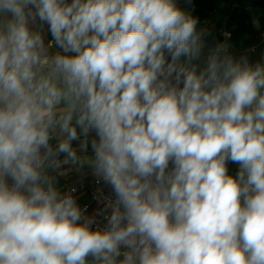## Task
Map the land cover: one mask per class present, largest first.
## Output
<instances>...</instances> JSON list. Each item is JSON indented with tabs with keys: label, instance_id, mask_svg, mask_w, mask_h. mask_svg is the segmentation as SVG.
<instances>
[{
	"label": "clouds",
	"instance_id": "clouds-1",
	"mask_svg": "<svg viewBox=\"0 0 264 264\" xmlns=\"http://www.w3.org/2000/svg\"><path fill=\"white\" fill-rule=\"evenodd\" d=\"M197 24L175 0H0V264H264V61L201 66ZM84 165L103 227L57 187Z\"/></svg>",
	"mask_w": 264,
	"mask_h": 264
},
{
	"label": "rangeland",
	"instance_id": "rangeland-1",
	"mask_svg": "<svg viewBox=\"0 0 264 264\" xmlns=\"http://www.w3.org/2000/svg\"><path fill=\"white\" fill-rule=\"evenodd\" d=\"M258 1L260 5L250 4L251 6L245 9H239L235 16L230 17L231 19H227L226 15V20L224 23L222 21L220 32H218L221 41L217 45H224L228 53L236 59L248 57L252 64L264 61V0ZM243 14H245L244 17L240 19ZM238 30H241L242 38L237 43H232L230 34ZM223 39L225 41H222Z\"/></svg>",
	"mask_w": 264,
	"mask_h": 264
},
{
	"label": "crops",
	"instance_id": "crops-1",
	"mask_svg": "<svg viewBox=\"0 0 264 264\" xmlns=\"http://www.w3.org/2000/svg\"><path fill=\"white\" fill-rule=\"evenodd\" d=\"M193 0H175L177 6L179 8H181L182 10H184L186 13L191 14L196 7L194 5L191 4ZM70 2V0H69ZM39 23V22H37ZM224 23V20H223ZM215 23H208V22H203V21H198L197 24V30H205L206 34L204 36V40L205 37L207 35H209L210 33L213 32L214 30V26ZM48 26L45 25L44 26V35H45V42L47 43L48 41L52 40L51 37V33L47 31ZM222 41H225V39H223ZM57 49H53V51H56ZM211 49L208 48V46L205 44V47L203 49V53H202V57H201V61H197L196 63H201L202 65V61L203 59L207 56L208 52ZM184 58H182L183 60ZM94 136V133L91 134L90 138ZM52 143L55 145L56 141L53 140ZM74 147H78V144L76 142L73 143ZM80 155H88L91 156L92 155V150L91 147L89 145V149L87 153H78ZM62 158V157H61ZM173 165L170 162L169 168H171ZM227 167H228V173L229 175L235 177L237 176L238 172H239V164L237 163H233V162H228L227 163ZM61 173L60 175L57 176V187L59 188V190L61 192H64L66 190V188L70 187V186H75L81 183L86 182L87 180L96 177L93 175V171L92 169L88 166V165H84L83 167H72V166H63V168L61 169ZM9 183H11V181H9ZM87 201V198L84 195H79L78 197V205H82L83 203H85ZM122 258V257H121ZM91 260L92 258L89 257V262L91 264Z\"/></svg>",
	"mask_w": 264,
	"mask_h": 264
},
{
	"label": "trees",
	"instance_id": "trees-1",
	"mask_svg": "<svg viewBox=\"0 0 264 264\" xmlns=\"http://www.w3.org/2000/svg\"><path fill=\"white\" fill-rule=\"evenodd\" d=\"M191 4L196 7L190 14L191 16L197 18L198 21L215 23L213 32L207 35L204 40L208 48L213 49L216 47L217 43L221 41L218 32H220L222 21L226 20L225 16L227 15V19H231L230 17L235 16L239 9H245L252 4L258 6L260 2L258 0H193ZM231 6L232 9L229 10ZM244 15L245 14L240 16V19H242ZM240 38H242L241 30L237 32L234 31L230 34L232 43H237Z\"/></svg>",
	"mask_w": 264,
	"mask_h": 264
},
{
	"label": "built area",
	"instance_id": "built-area-1",
	"mask_svg": "<svg viewBox=\"0 0 264 264\" xmlns=\"http://www.w3.org/2000/svg\"><path fill=\"white\" fill-rule=\"evenodd\" d=\"M97 179V177H93L84 183L70 186L66 188L64 192H67L70 188L75 187L77 191L73 193V195L77 199V203L79 195H84L87 198V201L79 206L81 208L87 206L86 215L95 216L99 225L103 227L106 221L103 219L102 215H97V213H100L104 208L105 198H114V196L111 192V189L108 186L104 185L102 181L100 183H97ZM93 227L95 228V225ZM123 250L124 249H122V251Z\"/></svg>",
	"mask_w": 264,
	"mask_h": 264
}]
</instances>
